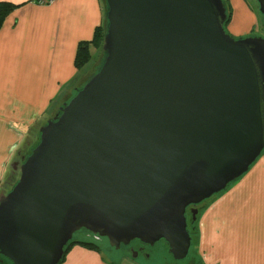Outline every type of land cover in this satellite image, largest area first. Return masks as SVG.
Wrapping results in <instances>:
<instances>
[{
	"label": "water",
	"instance_id": "1",
	"mask_svg": "<svg viewBox=\"0 0 264 264\" xmlns=\"http://www.w3.org/2000/svg\"><path fill=\"white\" fill-rule=\"evenodd\" d=\"M104 4L100 65L39 127L0 193L11 264H59L81 229L114 248L164 240L182 259L187 206L223 192L264 150V38L228 33L223 0Z\"/></svg>",
	"mask_w": 264,
	"mask_h": 264
},
{
	"label": "crops",
	"instance_id": "2",
	"mask_svg": "<svg viewBox=\"0 0 264 264\" xmlns=\"http://www.w3.org/2000/svg\"><path fill=\"white\" fill-rule=\"evenodd\" d=\"M0 1L18 4L0 27L1 192L27 133L73 95V84L84 74V66L77 70L74 64L78 43L89 41L91 57L97 54L91 40L103 24L104 7L102 0ZM196 226L198 264H264V150L247 172L203 205ZM59 264L120 263L76 243Z\"/></svg>",
	"mask_w": 264,
	"mask_h": 264
},
{
	"label": "rangeland",
	"instance_id": "3",
	"mask_svg": "<svg viewBox=\"0 0 264 264\" xmlns=\"http://www.w3.org/2000/svg\"><path fill=\"white\" fill-rule=\"evenodd\" d=\"M102 3L105 8L104 0L102 1ZM229 3L231 5L232 15L228 23V26L226 25L225 30L234 37L248 35L249 32L252 30L253 35L261 36L264 38V14L259 12L256 0H229ZM249 24L250 26L248 27ZM245 28H251V29L249 32H247ZM102 58H103V49L101 45V50H98L97 54L91 57L89 62L86 63L82 68L84 74L80 76V78L76 80L75 83L73 84V87L76 86L74 90L78 89V87H81L90 78V76L93 75V73L100 65ZM72 92L74 94L75 91L72 90L70 94ZM67 96L61 99L59 106H61L63 102L67 101L70 98V96L68 98ZM53 110L54 109L52 108L51 110L48 111V116L46 118L49 119L53 117L54 114L58 111V108L55 111ZM44 121L45 118L40 121L39 125L42 124ZM38 128L39 126L34 128V131L32 132L34 134L30 133L29 137L31 138L28 137L26 141L19 146L20 148H22L24 144L29 145V140H30V144L32 143L34 144V142L37 139ZM29 152H30V147L23 146L21 151H19L18 157H16L15 155L14 159L16 158L19 159L20 156L24 157ZM12 168H13L12 165L11 166L9 165L8 168L9 171L5 176V180L3 181V184L1 186L0 193H5L6 190L9 188V186H11L9 185V183L13 184L14 180L18 179L19 176L18 167L13 168V170ZM11 171H14L12 175L10 174ZM208 202L209 201L207 200L204 201L205 204ZM189 219L190 218H188L189 229H191V232L193 233L194 228L191 226L192 224L189 222ZM195 222H197V218L195 219ZM196 224L197 223H194L195 227H197ZM191 236H192V244L189 248L187 256L182 259L173 258L164 240H159L155 242L152 246L151 245L147 246V248H145L143 251L136 249L137 247L136 241H132L130 243L129 248H124L125 246L122 245L119 249L113 250L111 249V246L109 245L107 238L98 237L97 235L92 234L91 232L83 229L75 232L72 240L74 241L85 240L96 243L98 248L103 253L105 259H110L120 264H198L199 260L196 249L197 232H194ZM130 249H132V251H130ZM0 264H11V262L7 258L1 255Z\"/></svg>",
	"mask_w": 264,
	"mask_h": 264
},
{
	"label": "trees",
	"instance_id": "4",
	"mask_svg": "<svg viewBox=\"0 0 264 264\" xmlns=\"http://www.w3.org/2000/svg\"><path fill=\"white\" fill-rule=\"evenodd\" d=\"M103 1V0H102ZM224 1V3H225V6H226V9H227V19H226V21H225V23H224V27L226 28V25L229 23V21H230V18H231V15H232V9H231V5H230V3H229V0H223ZM18 6V4H14V3H11V2H8V1H0V27H1V25H2V23H3V21H4V19H5V17L15 8V7H17ZM104 7V6H103ZM104 11H105V8H104ZM105 17H104V15H103V24L102 25H100V26H98V27H96V29H95V31H94V35H93V38H92V40H91V42L96 46V48L98 49V50H101V45H102V43H103V38H104V34H105ZM252 32V30L249 32V33H251ZM89 41H80L79 43H78V45H77V50H76V54H75V59H74V64H75V66H76V68H77V70H79V69H81L86 63H88L89 62V60L91 59V54H90V51H89ZM78 88H80V87H78ZM75 93V92H74ZM36 128V127H35ZM34 131V129H32L31 130V132H28L27 133V136H26V139L30 136V133L31 134H34V133H32ZM29 138H31V137H29ZM26 139H25V141H26ZM38 139H39V129H38V134H37V139H36V141L34 142V144L32 145V144H30V140H29V145L28 144H24L23 146H28V147H30V150L32 149V147H34L35 146V144L38 142ZM24 141V142H25ZM23 142V143H24ZM23 146H22V148H23ZM22 148H18L17 149V151H16V157H18V155H19V151H21V149ZM22 161V160H21ZM20 161V162H21ZM12 170H13V168H12ZM13 172L14 171H11V175L13 174ZM19 175V174H18ZM17 180V179H16ZM16 180H14V182H13V184L16 182ZM13 184H10L9 183V185H13ZM11 186H9V188L6 190V192L11 188ZM4 192V191H3ZM220 193H222V192H220ZM219 193V194H220ZM218 195V194H217ZM216 195H214V196H212L211 198H209V199H207V201H210V200H212V198H214ZM206 201V200H205ZM194 223H197V222H194ZM194 223H191L192 225V227L194 228V232H197V227H195V225H194ZM197 225V224H196ZM83 230H85V229H83ZM187 230H188V232H189V234H190V237H191V244H192V234L194 233H192L191 232V229H189V224H188V227H187ZM76 243H78V244H81V245H83V246H86V247H88V248H94V249H99L98 248V246L96 245V243H93V242H91V241H85V240H77V241H74V240H71L70 242H68V244L65 246V249H64V254H63V256H62V258H61V261L60 262H62V260H63V258H64V256H65V254H66V252H67V250L70 248V246L71 245H73V244H76ZM1 256V255H0ZM59 262V263H60Z\"/></svg>",
	"mask_w": 264,
	"mask_h": 264
},
{
	"label": "flooded vegetation",
	"instance_id": "5",
	"mask_svg": "<svg viewBox=\"0 0 264 264\" xmlns=\"http://www.w3.org/2000/svg\"><path fill=\"white\" fill-rule=\"evenodd\" d=\"M250 35H253L252 34V32L251 33H249ZM248 34V35H249ZM64 103V102H63ZM62 103V104H63ZM60 108V107H59ZM59 108H58V111L54 114V116L59 112ZM52 118V117H51ZM22 157L23 156H20L19 157V159H15V161L12 163V167L14 168L15 166H18V164H19V162L22 160ZM205 203H204V201L203 202H201V203H199V204H195V205H189V206H187V208H186V210H185V216H186V221H187V227H188V218H190L189 219V222L190 223H194L195 222V219L197 218V216H198V213H199V211H200V209L203 207V205H204ZM193 209H196L197 210V212H196V214H194L193 215ZM98 237H101V236H98ZM132 241H136L137 242V247H136V249L137 250H144L145 248H147V246H149V245H147V244H144V243H142V242H140L139 240H132ZM131 241V242H132ZM130 242V243H131ZM165 242V241H164ZM130 243L129 244H127V245H123V246H125L124 248H129V246H130ZM166 243V242H165ZM122 246V245H121ZM120 246V247H121ZM152 246V245H151ZM166 246H167V248H168V245H167V243H166ZM119 247V248H120ZM119 248H114V247H112L111 246V249H113V250H115V249H119ZM124 248H123V250H124ZM130 251H132V249H130ZM130 253V252H129Z\"/></svg>",
	"mask_w": 264,
	"mask_h": 264
},
{
	"label": "built area",
	"instance_id": "6",
	"mask_svg": "<svg viewBox=\"0 0 264 264\" xmlns=\"http://www.w3.org/2000/svg\"><path fill=\"white\" fill-rule=\"evenodd\" d=\"M36 1H38V2H40V3H46V2H50V1H52V0H36Z\"/></svg>",
	"mask_w": 264,
	"mask_h": 264
}]
</instances>
